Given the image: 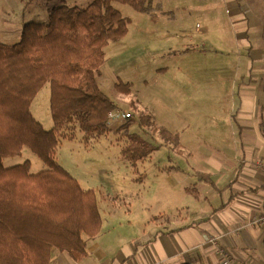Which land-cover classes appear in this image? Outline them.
Returning a JSON list of instances; mask_svg holds the SVG:
<instances>
[{"label": "rangeland", "instance_id": "1", "mask_svg": "<svg viewBox=\"0 0 264 264\" xmlns=\"http://www.w3.org/2000/svg\"><path fill=\"white\" fill-rule=\"evenodd\" d=\"M92 1L0 0V41L9 45L21 41V29L14 27L11 32L5 27L9 18L20 25L45 23L54 7H87ZM152 1L156 7L153 12L139 11L129 3L112 2L129 19L128 32L109 42L106 60L97 74L101 89L115 106L110 112H132V119L124 121L120 115L109 118L111 130L104 135L86 134L76 123L71 124L60 131L56 159L84 189H94L105 199L103 216H108L114 207V217L141 218L142 226L155 213L157 224L167 227L174 218L189 220L193 216L186 206L190 194L174 191L168 185L169 173L182 163L173 156L174 147L181 145L180 135L177 145L167 140L160 129L172 127L189 136L183 139L186 148L206 150L202 142L231 148V139L210 136L205 126L216 118L228 121L232 102L227 80H231L236 57L230 52V44L224 51L219 50V44L215 45L213 34L228 19L223 1ZM202 31L204 36H200ZM227 33L228 29L223 34L227 37ZM206 68L210 72L202 71ZM178 69L184 71L176 72ZM189 69L195 71H185ZM50 97L51 87L47 83L31 104L32 114L46 130L55 127ZM148 117L151 123L142 124L141 120ZM198 133L202 138L196 136ZM133 136L161 147L140 159H132L125 150L136 143ZM25 162L30 163L32 174L47 167L27 146L19 155L3 159L5 167ZM178 182L176 176L175 184ZM192 201L195 203L194 198Z\"/></svg>", "mask_w": 264, "mask_h": 264}, {"label": "trees", "instance_id": "2", "mask_svg": "<svg viewBox=\"0 0 264 264\" xmlns=\"http://www.w3.org/2000/svg\"><path fill=\"white\" fill-rule=\"evenodd\" d=\"M113 1L142 12L156 9L151 0L61 5L51 10L48 22L25 23L20 42L0 41V264H50L53 249L79 261L88 254L83 235L94 237L102 229L95 190L81 186L58 162L56 150L60 131L73 123L86 134L111 130L108 114L115 106L97 74L109 42L123 38L129 24ZM47 83L52 130H46L31 111L32 101ZM141 122L149 124L151 118ZM160 133L179 144L178 133L165 127ZM133 140L136 143L125 150L132 159L161 147L137 136ZM25 146L45 162V169L32 174L29 162L3 165L5 157L19 155ZM200 178L217 188L209 175Z\"/></svg>", "mask_w": 264, "mask_h": 264}, {"label": "crops", "instance_id": "3", "mask_svg": "<svg viewBox=\"0 0 264 264\" xmlns=\"http://www.w3.org/2000/svg\"><path fill=\"white\" fill-rule=\"evenodd\" d=\"M221 1L228 19L213 35L219 50L230 44L236 57L231 80H227L232 107L228 121L216 118L205 130L219 140L231 139V148L204 142L201 146L206 150L186 148L183 139L189 136L168 128L180 135L181 145L170 150L182 161L169 173L168 185L190 194L186 206L193 219L180 216L161 227L153 213L140 226L141 218L114 217V207L103 216L105 199L95 191L103 224L96 236L83 235L88 254L76 261L68 252L53 249L50 264H220L217 245L238 264H264V222L256 221L264 203V169L258 165L264 159V0ZM5 27L12 32L14 27L22 30L23 25L9 18ZM200 34L204 36L205 31ZM196 136L202 138L199 133ZM201 174L209 175L217 188L201 179ZM176 176L179 182L175 184Z\"/></svg>", "mask_w": 264, "mask_h": 264}, {"label": "built area", "instance_id": "4", "mask_svg": "<svg viewBox=\"0 0 264 264\" xmlns=\"http://www.w3.org/2000/svg\"><path fill=\"white\" fill-rule=\"evenodd\" d=\"M118 115L121 116V118L124 120V121H129L132 119L133 117V114L132 112H124V113H121V111H117V112H110L109 113V118H115L117 117ZM258 165L264 169V159H262ZM258 223H262L264 222V203L262 205V212L260 214V216L257 218L256 220ZM205 239L206 240H214L212 239V237L210 236H205ZM217 244V242H216ZM217 253L219 254L220 258H221V261H220V264H238L233 258L232 256L226 251L224 250L223 248L219 247L217 245Z\"/></svg>", "mask_w": 264, "mask_h": 264}]
</instances>
